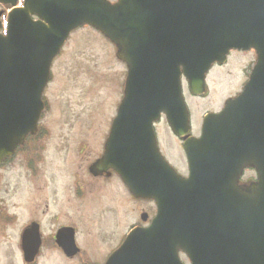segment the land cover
<instances>
[{"label":"water","instance_id":"obj_1","mask_svg":"<svg viewBox=\"0 0 264 264\" xmlns=\"http://www.w3.org/2000/svg\"><path fill=\"white\" fill-rule=\"evenodd\" d=\"M0 0V164L38 133L54 60L71 33L90 26L117 49L128 77L94 175L116 171L157 215L106 264H264V0ZM3 13L0 12V18ZM1 29V22H0ZM257 54L250 81L191 135L182 77L194 96L231 51ZM167 117L184 141L190 175L161 155L154 124ZM246 169L258 180L242 184Z\"/></svg>","mask_w":264,"mask_h":264},{"label":"rangeland","instance_id":"obj_2","mask_svg":"<svg viewBox=\"0 0 264 264\" xmlns=\"http://www.w3.org/2000/svg\"><path fill=\"white\" fill-rule=\"evenodd\" d=\"M110 1L117 2V0ZM5 10V7L0 6V11ZM255 62L254 51L232 52L227 66L221 69L215 68L208 76L209 92L204 99L192 96L186 88L185 95L191 111L193 135L200 136L205 114L221 111L226 101L241 91ZM126 78V65L116 58L115 46L100 32L84 26L71 34L61 55L53 64L52 79L45 92L48 108L41 120L40 141L43 144H53L46 164L48 173L71 172L72 168L78 171L77 164L81 160L80 150L85 149L89 154V150L100 148L99 144L105 143L124 97ZM156 130L160 144L164 148V144H167L172 156L176 155V151L170 144H175L178 148L179 156L171 161L178 171L185 175L186 157L167 122L163 121ZM22 171L23 166L18 163L10 169L0 170V205L14 208L26 205L30 201L34 205L41 201V198L33 193L28 196L27 186H16ZM252 177L253 173H247L245 180ZM7 182H11L9 186ZM46 182L44 180L43 184ZM64 186L57 187L58 195L64 197L63 201L57 204L68 208L74 207V211L77 212L79 207L77 204L69 203L67 187ZM7 187L9 197L3 193ZM50 188L53 189L52 186ZM113 193L119 196V216H123L125 223L118 224L116 237L105 244V251L116 242L118 234L123 229L124 235L127 234L130 225L136 222L135 212L152 210L149 202L138 204L132 202L124 187L121 190L117 188ZM112 198L107 199L106 203H110ZM100 200H103L102 196ZM91 216L92 213L86 214L85 218L90 219ZM79 227L81 243L89 238L107 241L115 230V228L103 229L102 224L98 226L93 223L91 225L83 223ZM109 231H112V234L104 237ZM182 260L185 264H190L185 255H182Z\"/></svg>","mask_w":264,"mask_h":264},{"label":"flooded vegetation","instance_id":"obj_3","mask_svg":"<svg viewBox=\"0 0 264 264\" xmlns=\"http://www.w3.org/2000/svg\"><path fill=\"white\" fill-rule=\"evenodd\" d=\"M223 67L216 64L213 70ZM249 78L250 73L247 75L241 91L235 97L242 93ZM45 106L47 110L48 102L46 100ZM163 121L167 122L165 116L157 126ZM41 127L40 125L39 132H41ZM38 134L28 138L25 144L16 149L12 157L7 158L0 165V170L10 169L17 163L22 165L23 171L16 186H27L28 196L33 193L36 197L41 198V201L35 205L31 201L26 205L14 208L0 205V264H106L109 258L120 249L127 235L133 229L148 228L152 224L157 213L155 202L135 197L116 171L109 170L99 175H94L91 172V168L105 155L106 141L104 144H99L100 148L89 150V154L85 149L80 150L81 160L77 164L78 171L72 168L71 172L48 173L46 164L53 144H43L40 141V133ZM175 139L186 157L184 142L177 137ZM170 145L176 151L175 156H172L167 144H164V148L160 141L158 142L163 157L178 171L171 159L177 158L179 151L175 144ZM185 161L187 173L181 174L188 176L187 158ZM250 172L253 173V177L245 180L246 174ZM256 179L255 171L249 170L245 172L242 181L248 183ZM44 180L47 181L45 184H43ZM10 183L7 182V185L9 186ZM51 186L53 189L50 188ZM63 186L67 187L69 203L78 205L77 212L74 211V207L68 208L57 204L64 199L63 196L58 195L57 187ZM122 187L126 189L132 202L136 204L149 202L152 205V210L135 212L136 222L130 225L127 234L124 235L123 229L118 234L116 242L105 251V244L116 237L118 224L125 223L123 216H119V196L113 193L117 188L121 190ZM3 193L6 197L10 196L8 187L3 190ZM101 196L103 200H100ZM110 197H113L110 203H106ZM90 213L92 216L90 219H86V214ZM97 213L99 215H96ZM83 223L88 225L93 223L98 226L102 224L103 229L115 228V230L107 241L100 238H89L84 239L81 243L79 226ZM108 234H112V231L105 233L104 237Z\"/></svg>","mask_w":264,"mask_h":264},{"label":"built area","instance_id":"obj_4","mask_svg":"<svg viewBox=\"0 0 264 264\" xmlns=\"http://www.w3.org/2000/svg\"><path fill=\"white\" fill-rule=\"evenodd\" d=\"M7 21H4V33H6V30H7Z\"/></svg>","mask_w":264,"mask_h":264}]
</instances>
